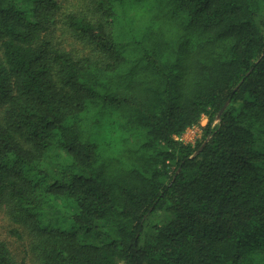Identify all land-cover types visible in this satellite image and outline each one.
Listing matches in <instances>:
<instances>
[{
  "label": "trees",
  "instance_id": "obj_1",
  "mask_svg": "<svg viewBox=\"0 0 264 264\" xmlns=\"http://www.w3.org/2000/svg\"><path fill=\"white\" fill-rule=\"evenodd\" d=\"M1 205L35 264H264V0H0Z\"/></svg>",
  "mask_w": 264,
  "mask_h": 264
},
{
  "label": "rangeland",
  "instance_id": "obj_2",
  "mask_svg": "<svg viewBox=\"0 0 264 264\" xmlns=\"http://www.w3.org/2000/svg\"><path fill=\"white\" fill-rule=\"evenodd\" d=\"M61 7L75 6L83 3V0H59ZM48 36H52L54 41H57L65 49H72L74 51H84L82 44L76 39L70 37L61 23L54 21L48 31ZM206 119L202 118L196 126L187 129L181 138L183 141L195 142L199 139L201 134V127L205 124ZM19 233V235H18ZM0 238L4 239L9 248L17 259L25 260V264H35L33 262V255L29 247V236L27 237L23 229L10 221L9 216L5 212L4 207L0 206Z\"/></svg>",
  "mask_w": 264,
  "mask_h": 264
}]
</instances>
